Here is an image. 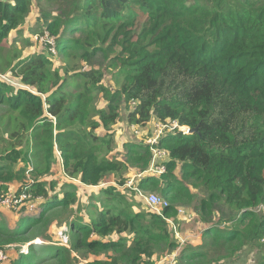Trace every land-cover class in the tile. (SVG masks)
Here are the masks:
<instances>
[{"label": "trees", "instance_id": "16d2710c", "mask_svg": "<svg viewBox=\"0 0 264 264\" xmlns=\"http://www.w3.org/2000/svg\"><path fill=\"white\" fill-rule=\"evenodd\" d=\"M46 5H58L59 10L56 13ZM137 8L147 15L139 33L133 28ZM33 10L41 13L44 30L57 37L58 54L70 55L72 49L91 61L98 52L120 45L126 55L118 58L130 70L121 88L108 95V103L96 111L99 120L89 122L91 130L78 127L73 131L67 129L69 124L84 123L88 115L83 99L89 96V87L74 105H68L65 81L61 83L57 71H52V57L40 52L13 67L10 60L0 58V71L11 68L27 84L13 93L9 83L0 79V102L35 119V139L43 143L36 173L50 170L56 146L66 175L87 186L99 185L110 175H119L122 186L125 171L148 169L152 154L142 142H124L121 159L99 155L109 153L113 141L95 130L111 131L123 104L129 109L130 125L146 126L156 116L163 122L177 120L198 129L163 138L160 147L170 155L166 172L147 175L138 183L140 189L158 191L170 199L163 216L135 212L126 195L111 186L104 191L105 201L120 206L100 211L87 223L75 221L73 248L113 251L111 263L97 264H156L155 254L178 249V239L173 238L166 218L178 216L179 206H190L196 200L190 185L207 194L198 201L197 216L205 223L204 236L213 239L211 245L218 246L223 257L249 245L259 253L258 264H264V213L256 212L264 205V0H0V44ZM146 30L150 40L144 44L139 39ZM135 36L138 40L132 42ZM75 74L93 80V87L99 82H95V70ZM134 100L139 103L130 111ZM45 111L56 123L52 117L36 120ZM179 164L181 179L175 174ZM30 190L47 198L42 211L34 222L26 220L16 229L0 223L1 249L29 243L27 223L45 222L48 212L57 207L69 211L76 198V192L69 190L62 198L49 196L42 182L27 185L25 191ZM228 223L229 229L216 227ZM118 225L128 226L130 240L93 239V234L105 236ZM36 250L31 244L13 264H36ZM187 251L182 250L181 263H201L203 250ZM51 252L58 255L59 264L67 263V248Z\"/></svg>", "mask_w": 264, "mask_h": 264}, {"label": "rangeland", "instance_id": "374dc122", "mask_svg": "<svg viewBox=\"0 0 264 264\" xmlns=\"http://www.w3.org/2000/svg\"><path fill=\"white\" fill-rule=\"evenodd\" d=\"M46 7H52L56 13L59 10L58 5H46ZM135 10L137 12V21L133 28L139 33L146 22L147 15L142 13L139 8ZM39 15L41 13L39 14L37 10H33L26 18V22L18 29L12 31L0 44V58L4 61L10 60L12 62L11 67L19 61L28 60L40 52L48 56L40 45V37L43 35L46 26ZM147 33L148 30L143 32L139 39L144 44H147L150 40V36H147ZM137 40L138 36L132 38V42ZM108 44L109 42L104 47ZM69 53L71 54L59 53L57 57L49 55L50 59L51 57L53 59L52 71H57V74L61 77V83L65 81V90L69 94L68 105H74L76 97L89 87L90 94L83 99L84 105L88 109L85 122H77L74 125L69 124L67 127L68 130L73 131L80 127L84 132H88L91 130L89 122L99 120L96 111L105 107L108 103V95L121 88L125 75L130 71L128 70L129 67L118 58L124 57L126 53L122 52V46L120 45L115 46L112 50L106 49L105 52H98L91 61L83 59L81 53L72 49H69ZM82 70L96 71L97 79L95 82L99 81L96 87L92 86L93 80L80 78L75 74V72L79 73ZM16 72L11 70V68L7 72L0 71V76L11 79V82L8 83L12 87L13 93H16L20 87H27L22 77ZM20 84L23 86H20ZM101 87L107 91L102 90ZM52 88V90L55 89V87ZM128 111L129 109L123 104L118 121L111 131L108 132L103 127L95 130L99 136L105 139L109 137L108 139L113 141L112 150L109 153L107 151L101 152L99 155L107 153L109 157L121 159V154L124 151L122 144L124 142H140V140L132 137L127 120ZM45 117L50 118L52 116L45 111V114H42L40 119L36 118V120L42 121ZM153 118L152 121L155 119L159 120L156 116ZM52 120L56 123V118ZM35 124V119L28 117L27 114L24 115L19 110H14L8 102H0V223H4L11 229H16L22 226L26 220L29 222L31 220L32 222L33 219L39 217L47 198L36 196L33 192L34 190L26 192L27 185L42 182L45 184L49 196L62 198L66 195V191L69 190V192H76V198L74 203L69 206V211H63L61 207H57L48 212V219L45 222H39L38 224L27 223V226H29L26 229L28 231L26 237L31 239V241L25 244L7 245L0 249L5 255L4 259H0V264H13L22 251L29 250L31 244L35 245L38 250L34 252L37 254L36 264H59L58 255L53 254L51 251L64 248L70 251L66 264L111 263L115 255L113 251L91 252L85 247L73 248V244L76 241V236L74 235L75 226L67 246L61 245L56 241V230L68 222L74 225L75 221L79 219L87 223L91 220V217L97 216L100 211H104L108 207L112 208L114 205L120 206L118 202L109 203L105 201L104 191L114 185L126 195L135 212L145 213V215L147 213L153 214L155 213L153 208L148 206L146 201L136 191L125 187V184L120 186L121 178L119 175L117 177L110 175L103 180L104 185L95 186L84 185L75 181L73 177L67 176L64 171L62 153L57 146L55 147L53 164L50 170L45 174L36 173L37 158L39 152L42 151L43 143L41 144L35 139V135H37V132L34 131ZM135 172L138 171L131 168L125 171L122 177L127 181ZM175 174L181 179V164L177 166ZM185 184L188 185L187 183ZM188 186L197 195L196 200L190 206L178 207L185 209L183 213L178 211L181 217H178V214V216L173 215L170 217L177 226L178 232L187 239L186 244L181 248L177 264H183L181 263V254L184 249H188L187 253L198 249L203 250L205 254L200 264H258L259 253L257 250L250 248L249 245L243 246L236 253L227 257H223V253H221L218 246L211 245L213 239L204 236L205 223L200 222L197 216L198 201L202 197H206L207 194L202 189H194L192 186ZM141 190L145 193H157L165 201H170L169 198L165 199L158 191ZM24 192L28 193V197L19 203L18 209L8 208L2 204L3 199L11 195L18 196ZM95 206H98L97 210L94 209ZM226 208L223 206L224 211L227 212ZM256 212L259 215L264 213V205L261 204L257 207ZM189 213L194 214L190 216V221H187L186 218L189 219ZM168 224L173 238L177 240L175 234H173L172 226L169 222ZM230 225V223L226 226L218 224L216 227L223 230L226 227L229 229ZM92 237L94 240L110 242L122 239L130 240L132 234L128 231V226L118 225V229L115 228L114 231L105 236L101 237L98 234H93ZM164 255L161 253L155 254L153 259L157 263L162 260Z\"/></svg>", "mask_w": 264, "mask_h": 264}, {"label": "built area", "instance_id": "2783aa9c", "mask_svg": "<svg viewBox=\"0 0 264 264\" xmlns=\"http://www.w3.org/2000/svg\"><path fill=\"white\" fill-rule=\"evenodd\" d=\"M40 45L42 46L43 50L47 52L48 55L52 57H57L58 49H57V37L55 35H51L48 30H44L43 35L40 37ZM2 77L1 80L5 81L6 83L11 82V79ZM18 85V84H16ZM20 86H23L20 84ZM20 88H27V87H20ZM138 101H132L130 103V111L136 109L138 105ZM148 123L146 126H138L135 124H131L129 126L133 139L140 140V142L148 145L150 147V151L152 154V161L151 165L148 169L142 172H135L131 178H129L126 183L125 187L136 191V193L143 198L147 205L153 208L154 212L158 215L163 216V210L166 208L169 203L165 201L161 196L157 193H145L143 192L139 186V181L145 176H159L162 173L166 172V163L170 160L169 152L166 149L160 147L161 140L165 137H169L172 135H177L178 133H182L183 135H187L191 133V129L189 126L180 125L177 120L163 122L161 120L155 119L154 121ZM75 181H80L78 178H73ZM105 183H101L104 185ZM26 192L21 193L20 195H11L2 200V204L7 206L8 208L18 209L19 203L23 200L27 199ZM185 209L180 208L179 213H183ZM167 221L173 228V234H175L176 238L178 239L179 246L178 249L172 253H168L163 256L162 260L157 262L156 264H177L179 259V253L181 248L186 244V238L181 235L178 230L177 226L171 219L166 218ZM74 230V225L70 222L64 226H61L56 230L55 239L61 245L67 246L70 242V235ZM1 249V248H0ZM23 252H28V249ZM5 255L0 250V259H4Z\"/></svg>", "mask_w": 264, "mask_h": 264}, {"label": "crops", "instance_id": "0c3cea01", "mask_svg": "<svg viewBox=\"0 0 264 264\" xmlns=\"http://www.w3.org/2000/svg\"><path fill=\"white\" fill-rule=\"evenodd\" d=\"M125 117H126V116H125ZM153 119H154V118H153ZM153 119H152V120H153ZM152 120H151L149 123H151ZM129 126H130V124H129ZM193 214H194V213H189V214H188V215H189V219H187V218L185 217L186 220H187V221H190V216H193ZM178 217H181V216L179 215Z\"/></svg>", "mask_w": 264, "mask_h": 264}, {"label": "water", "instance_id": "95a60500", "mask_svg": "<svg viewBox=\"0 0 264 264\" xmlns=\"http://www.w3.org/2000/svg\"><path fill=\"white\" fill-rule=\"evenodd\" d=\"M197 130V128L191 129V133L196 132Z\"/></svg>", "mask_w": 264, "mask_h": 264}]
</instances>
